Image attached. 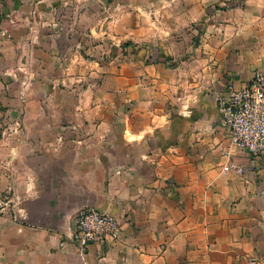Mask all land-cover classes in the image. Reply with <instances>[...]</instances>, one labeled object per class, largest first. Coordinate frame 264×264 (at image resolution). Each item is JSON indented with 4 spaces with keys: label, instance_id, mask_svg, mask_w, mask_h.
Masks as SVG:
<instances>
[{
    "label": "crops",
    "instance_id": "0c3cea01",
    "mask_svg": "<svg viewBox=\"0 0 264 264\" xmlns=\"http://www.w3.org/2000/svg\"><path fill=\"white\" fill-rule=\"evenodd\" d=\"M20 3L0 13V264H264V154L234 147L217 112L262 66L264 0H195L180 20L210 23L188 60L128 47L110 74L91 35L20 25ZM84 207L121 239L80 252Z\"/></svg>",
    "mask_w": 264,
    "mask_h": 264
},
{
    "label": "rangeland",
    "instance_id": "374dc122",
    "mask_svg": "<svg viewBox=\"0 0 264 264\" xmlns=\"http://www.w3.org/2000/svg\"><path fill=\"white\" fill-rule=\"evenodd\" d=\"M6 1L0 0V13ZM22 1L18 0L21 11L15 13L16 19H21L18 24H23L27 16L47 30L67 26L77 35L79 31L86 32V36L91 35L86 38V46L91 49L89 56L107 64L109 74L117 56H129L123 54L128 47H141L131 56L140 57L142 63L161 59L166 65L168 60L175 66L181 59L188 60L190 54H181V48L193 46L198 33L210 23L192 22L189 17L187 22L180 20L185 13L190 16L199 10L195 0H43V16L38 10L39 0Z\"/></svg>",
    "mask_w": 264,
    "mask_h": 264
},
{
    "label": "built area",
    "instance_id": "2783aa9c",
    "mask_svg": "<svg viewBox=\"0 0 264 264\" xmlns=\"http://www.w3.org/2000/svg\"><path fill=\"white\" fill-rule=\"evenodd\" d=\"M217 112L219 124L228 132L234 147L254 158L264 154V60L245 86L226 88L218 98ZM242 171L236 169L239 174ZM69 237L83 252L93 243L119 241L121 230L113 216L93 207H84L73 215Z\"/></svg>",
    "mask_w": 264,
    "mask_h": 264
}]
</instances>
